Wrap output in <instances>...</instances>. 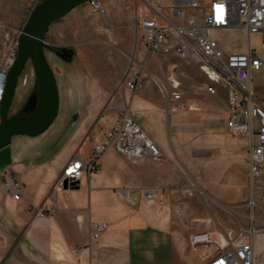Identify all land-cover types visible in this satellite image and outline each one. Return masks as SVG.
<instances>
[{
  "label": "crops",
  "instance_id": "crops-1",
  "mask_svg": "<svg viewBox=\"0 0 264 264\" xmlns=\"http://www.w3.org/2000/svg\"><path fill=\"white\" fill-rule=\"evenodd\" d=\"M174 55L165 58L174 59ZM149 57L159 58L163 65L164 56L146 54L142 48L136 56L144 64ZM179 63L183 67L190 65L184 68L192 70L191 63L183 60ZM145 67L152 74L146 64ZM150 67L166 95L156 87L158 93L167 100L169 92L162 81V69H155L152 64ZM167 67V75L176 70V64L170 63ZM110 68L113 72L114 67ZM54 70L59 88L60 142L52 147L42 139V149L31 150L27 147L34 142L33 137L17 135L0 149V175L3 170L12 169L23 185L21 195L15 198L8 195L0 183V264H206L199 252L202 249H194L187 241L178 240L170 228L166 210L154 202L144 201L141 191L153 189L156 196H160L162 189L167 190L164 184L175 180L174 163L167 149H181L182 143L187 144L188 149L193 146L191 134L184 135V131L192 133L194 121L216 122L208 130L217 134V138L226 128L229 131L228 89L219 86L215 94L203 89L199 95L191 96L184 88L188 87L185 79L178 74L186 108L168 113L156 95L140 89L131 95L124 88L132 116L157 142L167 160L160 163L147 158L130 161L114 149H108L101 157L98 171L84 173L78 188L53 192V182L67 161L74 155L87 160L93 145L108 129H95L90 110L81 113L75 109L69 117L67 105L61 112L63 97L59 74L56 68ZM69 74L70 81L76 84L77 70L73 68ZM73 91L76 90H72L71 99ZM67 116L69 127L65 128ZM170 116L175 118L173 128L169 126ZM119 189L135 191L137 205L130 206L118 197ZM97 223H105L107 227L94 238ZM256 243L259 264L264 259V245L259 240ZM73 248H77L76 254Z\"/></svg>",
  "mask_w": 264,
  "mask_h": 264
},
{
  "label": "rangeland",
  "instance_id": "rangeland-1",
  "mask_svg": "<svg viewBox=\"0 0 264 264\" xmlns=\"http://www.w3.org/2000/svg\"><path fill=\"white\" fill-rule=\"evenodd\" d=\"M41 1L0 0V21L10 26L12 29L10 33L13 34L14 30H18L23 25L33 7ZM100 1L106 9L105 15L93 11L86 2L53 21L45 35L51 47L44 49L56 80L57 72L54 68L59 74V86L63 97L61 112L67 105L69 106L66 114L69 117L73 115V111L75 113V109L81 113L90 110L94 119L93 126L99 130L109 128L122 111L129 109L123 80L131 58L136 57L141 49V38L133 15L143 5V0ZM170 1L174 4H182L186 0ZM198 1L201 5H206L209 0ZM191 13L200 20L199 9L186 10V15ZM3 32L4 28L0 26V42L3 39ZM212 34L218 37L228 50L245 48V36L240 30L214 31ZM253 43L258 45L256 39ZM52 46L72 48L74 50L72 59L66 61L58 57L53 52ZM173 57L174 59H167L164 56L163 65L159 58L149 57L145 64L154 75L151 64L155 69H162V81L168 92L171 87L167 79V65L176 64L177 72L185 73V75L180 74L179 77L185 79V84L188 86L184 87L186 92L190 91L191 96L199 95L200 92L196 94L192 92V87H199L200 82L206 83L205 75L197 65L178 55ZM178 60L191 63L192 70L187 71L190 65L184 64L185 69ZM111 65L114 67L113 72ZM73 68L78 72L76 84L69 79V73ZM89 74L97 78L90 77ZM252 83L255 92L264 98V68L253 74ZM73 89L77 94L73 91L74 97L71 99ZM140 90L156 95L159 103L165 105L168 113L183 111L168 110L167 100L158 93L155 84L145 83ZM36 91L34 70L31 62L28 61L21 73L10 114L20 113L27 98ZM130 93L132 95L135 92L130 91ZM68 116L65 128L69 127ZM174 119V116L168 118L169 126L172 128ZM137 122L143 127L139 121ZM212 124L215 125L216 122L194 121L193 132L184 131V135L191 134L193 146L188 149L187 144L182 143L181 149H167V155L174 163L175 180L164 184L168 194L162 203L158 200L149 203L154 202L159 208L166 210L170 228L176 238L182 242L189 243V235L193 232L209 231L215 238L220 234L237 235L253 223L258 227L255 239L264 245V161L261 177L251 185L245 163L247 157L245 137L232 134L226 128L217 138V134L208 130L213 126ZM59 130L60 120L57 115L43 133L31 138L34 142L27 148L42 149V139H46L53 147L62 139ZM148 160L160 163L166 161L167 156L162 152L159 160ZM261 255L262 253L260 257Z\"/></svg>",
  "mask_w": 264,
  "mask_h": 264
},
{
  "label": "built area",
  "instance_id": "built-area-1",
  "mask_svg": "<svg viewBox=\"0 0 264 264\" xmlns=\"http://www.w3.org/2000/svg\"><path fill=\"white\" fill-rule=\"evenodd\" d=\"M90 8L101 15L106 9L100 0H88ZM201 11L197 20L194 14L186 15V10ZM141 38V48L146 54L167 56L178 55L197 65L207 82L192 87V92L203 89L215 94L219 86L228 89L227 127L230 133L243 135L248 149L245 160L251 185L262 175L264 161V98L259 96L252 83L253 74L264 68V0H209L201 5L198 0H186L174 4L170 0H143V5L133 15ZM4 28L0 42V103L4 94L6 75L17 53V40L20 31L12 29L0 21ZM245 36L242 50L225 48L214 31H237ZM256 39L258 45L253 43ZM178 74L183 71L172 70L167 76L171 90L167 97L168 110H184L186 103ZM145 83L155 84L165 94L158 80L147 72L144 62L131 58L130 66L124 76L123 85L131 92H137ZM114 149L130 161L142 158L159 160L162 150L157 142L135 120L130 110L122 111L112 125L93 145L87 160L78 155L72 156L52 185V191L64 189L65 184L73 183L88 172L95 173L100 167L102 155ZM1 182L5 192L19 197L22 182L12 169L1 172ZM188 191V190H185ZM146 202L164 201L168 191L162 189L156 196L153 189L141 191ZM118 197L130 206H136L135 191L123 189L116 191ZM105 223L94 225L93 237L97 238L105 230ZM258 227L253 223L243 232L217 238L209 231L193 232L189 243L194 249H202L201 257L206 264H258L255 253V235ZM72 252L76 254L77 248ZM264 264V260L259 263Z\"/></svg>",
  "mask_w": 264,
  "mask_h": 264
},
{
  "label": "water",
  "instance_id": "water-1",
  "mask_svg": "<svg viewBox=\"0 0 264 264\" xmlns=\"http://www.w3.org/2000/svg\"><path fill=\"white\" fill-rule=\"evenodd\" d=\"M88 0H42L28 14L17 40V53L9 68L0 103V149L11 142L13 136L35 137L43 133L54 121L59 111V88L44 49L51 47L45 35L50 24ZM60 58L70 61L74 50L70 47H53ZM30 61L34 70L37 91L25 101L18 114H10V107L22 71ZM79 180L65 184L64 189H76Z\"/></svg>",
  "mask_w": 264,
  "mask_h": 264
},
{
  "label": "flooded vegetation",
  "instance_id": "flooded-vegetation-1",
  "mask_svg": "<svg viewBox=\"0 0 264 264\" xmlns=\"http://www.w3.org/2000/svg\"><path fill=\"white\" fill-rule=\"evenodd\" d=\"M59 57V56H58Z\"/></svg>",
  "mask_w": 264,
  "mask_h": 264
}]
</instances>
